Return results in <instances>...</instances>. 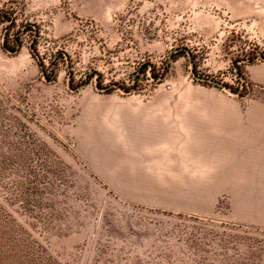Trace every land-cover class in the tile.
<instances>
[{"label":"rangeland","instance_id":"rangeland-1","mask_svg":"<svg viewBox=\"0 0 264 264\" xmlns=\"http://www.w3.org/2000/svg\"><path fill=\"white\" fill-rule=\"evenodd\" d=\"M260 62L264 0H0V264H264L222 169L129 121L246 101Z\"/></svg>","mask_w":264,"mask_h":264},{"label":"crops","instance_id":"crops-1","mask_svg":"<svg viewBox=\"0 0 264 264\" xmlns=\"http://www.w3.org/2000/svg\"><path fill=\"white\" fill-rule=\"evenodd\" d=\"M247 78L246 101L183 102L176 114L141 112L129 121L136 135L167 142L180 135L182 169H222L232 210L264 228V62L250 64Z\"/></svg>","mask_w":264,"mask_h":264},{"label":"trees","instance_id":"trees-1","mask_svg":"<svg viewBox=\"0 0 264 264\" xmlns=\"http://www.w3.org/2000/svg\"><path fill=\"white\" fill-rule=\"evenodd\" d=\"M33 45H34V43H33V42H31V43H30V47L32 48V47H33Z\"/></svg>","mask_w":264,"mask_h":264}]
</instances>
